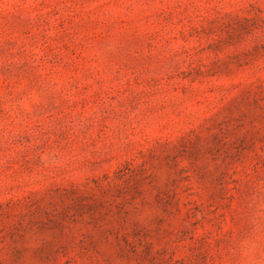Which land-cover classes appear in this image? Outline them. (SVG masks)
<instances>
[{
  "label": "rangeland",
  "instance_id": "obj_1",
  "mask_svg": "<svg viewBox=\"0 0 264 264\" xmlns=\"http://www.w3.org/2000/svg\"><path fill=\"white\" fill-rule=\"evenodd\" d=\"M0 264H264V0H0Z\"/></svg>",
  "mask_w": 264,
  "mask_h": 264
}]
</instances>
